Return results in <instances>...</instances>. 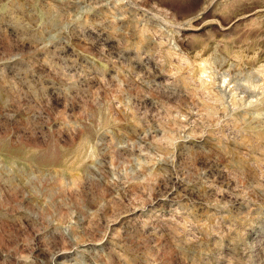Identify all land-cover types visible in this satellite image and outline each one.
Wrapping results in <instances>:
<instances>
[{
  "label": "rangeland",
  "instance_id": "374dc122",
  "mask_svg": "<svg viewBox=\"0 0 264 264\" xmlns=\"http://www.w3.org/2000/svg\"><path fill=\"white\" fill-rule=\"evenodd\" d=\"M0 264H264V0H0Z\"/></svg>",
  "mask_w": 264,
  "mask_h": 264
}]
</instances>
